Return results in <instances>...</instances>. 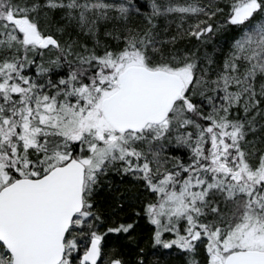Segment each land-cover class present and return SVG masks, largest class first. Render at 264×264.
<instances>
[{
    "label": "snow or ice",
    "instance_id": "obj_1",
    "mask_svg": "<svg viewBox=\"0 0 264 264\" xmlns=\"http://www.w3.org/2000/svg\"><path fill=\"white\" fill-rule=\"evenodd\" d=\"M0 264H264V0H0Z\"/></svg>",
    "mask_w": 264,
    "mask_h": 264
}]
</instances>
